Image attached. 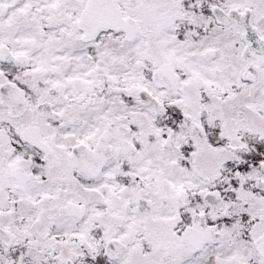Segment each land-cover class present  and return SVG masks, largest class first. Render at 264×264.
<instances>
[{"label": "snow or ice", "instance_id": "obj_1", "mask_svg": "<svg viewBox=\"0 0 264 264\" xmlns=\"http://www.w3.org/2000/svg\"><path fill=\"white\" fill-rule=\"evenodd\" d=\"M0 264H264V0H0Z\"/></svg>", "mask_w": 264, "mask_h": 264}]
</instances>
